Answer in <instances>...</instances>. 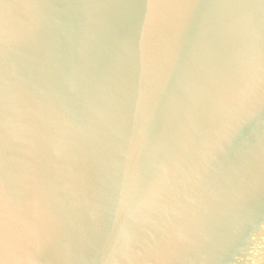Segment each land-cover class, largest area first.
<instances>
[{
  "label": "water",
  "instance_id": "1",
  "mask_svg": "<svg viewBox=\"0 0 264 264\" xmlns=\"http://www.w3.org/2000/svg\"><path fill=\"white\" fill-rule=\"evenodd\" d=\"M261 137L260 0H0V264H264Z\"/></svg>",
  "mask_w": 264,
  "mask_h": 264
},
{
  "label": "snow or ice",
  "instance_id": "2",
  "mask_svg": "<svg viewBox=\"0 0 264 264\" xmlns=\"http://www.w3.org/2000/svg\"><path fill=\"white\" fill-rule=\"evenodd\" d=\"M260 2L264 4V0H260ZM243 123H245V121L235 126H228L227 128L219 129L218 138L215 143V149L218 155L227 156L230 153L239 151V148L234 144V140L235 137L240 132ZM260 140L261 143L264 144V137H261ZM3 245H4V235L3 232L0 231V249L3 248Z\"/></svg>",
  "mask_w": 264,
  "mask_h": 264
}]
</instances>
